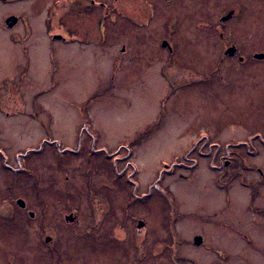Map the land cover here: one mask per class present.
<instances>
[{
  "label": "rangeland",
  "instance_id": "rangeland-1",
  "mask_svg": "<svg viewBox=\"0 0 264 264\" xmlns=\"http://www.w3.org/2000/svg\"><path fill=\"white\" fill-rule=\"evenodd\" d=\"M180 1L184 8L175 13L177 19L170 20L172 28L180 29L189 11L191 19L195 7L196 18L186 21L200 26L203 8L217 16L226 0ZM257 3L255 25L261 43L264 0ZM29 6L26 0L0 3V213H11L9 206L14 202L7 204L5 199L11 197L6 194L17 188L16 196L27 197L36 217L14 213L17 217L1 218L0 264H264V197L254 219L248 205L250 189L240 182L259 176L258 189L264 195L260 175L264 174V143L221 149L193 143L200 136L248 141L255 131L264 137V63L256 64L251 75L261 83L257 93L243 88L247 94L190 98L188 85L176 84L172 89L163 77L160 66L166 53L153 43V37L136 41L137 53L128 46V62L113 63L119 43L112 44L126 30L119 25L112 27L111 37L107 26L98 30V59L91 47L83 52L74 42L55 53L57 62H49L47 39L36 31L31 39L35 48H45L44 59L33 63L22 78L24 69L11 56L16 47L5 30V15L14 11L27 15ZM43 16L44 11L32 15L35 30L43 28L39 22ZM66 21L63 32L70 28L84 32V17L77 20L69 15ZM54 22L53 31L58 29ZM161 27L158 18L148 32L158 33ZM187 29L188 23L181 25L185 36ZM193 44L201 54L207 47L202 39ZM220 48L208 47L204 59L214 61ZM72 49L77 52L76 61L86 53L92 58L82 61L83 66L74 64ZM182 51L185 61L201 60L199 55L190 57V40ZM17 87L20 95L12 101L9 90ZM90 140L99 151H90ZM219 154L233 161L222 171L211 168L212 156ZM197 160L200 164L193 172ZM171 165L176 169L162 174ZM33 179L46 196L34 199ZM39 199H46L43 208L38 206ZM74 207L80 223L72 227L63 216ZM91 208L95 211L89 212ZM139 220L145 222L143 227H138ZM47 235L59 239L60 252L36 253L38 244L32 249L33 242ZM196 235L203 237L201 246L194 243ZM64 239L77 242L81 250L62 244ZM89 239H114L118 244L105 251L82 243ZM142 239H147V247Z\"/></svg>",
  "mask_w": 264,
  "mask_h": 264
},
{
  "label": "flooded vegetation",
  "instance_id": "flooded-vegetation-1",
  "mask_svg": "<svg viewBox=\"0 0 264 264\" xmlns=\"http://www.w3.org/2000/svg\"><path fill=\"white\" fill-rule=\"evenodd\" d=\"M21 0H0V3H18ZM30 2L29 11L26 14L19 13L17 11L11 12L5 15V30L10 31L11 42L15 45L16 49L11 50V56L14 60L16 66L20 67L23 70L24 78L27 69L33 67V63L40 64L41 63V51L40 47L35 48L34 41H32L31 37L34 33L41 32V35L46 37L47 39V57L49 58V62H57L55 53L57 51H62L63 48H66L68 45L77 42L78 48H80L83 52H85L89 47L93 49V54L95 59H98V47L100 44L99 38L97 36L98 30L103 31L107 26L108 37H111L112 27L125 26V36L116 40V43H113L114 47L117 43L118 46V54L115 56L113 63L115 65H120L128 62L125 58L128 46L130 48L131 53H137L135 42L142 41L143 36L153 37V43L158 44L157 46L161 49L163 53H166V59L164 63H162L161 71L163 77L167 79L168 83L172 85V89L175 88L176 84L188 85L189 95L191 97H213L215 96L218 99L234 97L238 94H247L248 91H243V88H250V93H257L259 88L258 80H255L251 75L252 73H256L257 67L256 64L264 63V41L259 43V30L255 25V17L257 14V0H226L222 3L225 6V9L221 11L217 16H212V12L209 9L204 8L199 13L200 18L199 23L200 26H194L193 23L190 24L188 20H194L196 18L197 12L195 7V14L190 19V11L186 15L185 19H183L181 25L183 26L185 23H188L187 35L183 34V30L178 28H172L169 26L170 20L177 19L175 13L178 12L183 5V1L180 0H26ZM202 3L210 2V0H200ZM190 2V1H189ZM188 2L187 8L190 7V3ZM158 8L159 14H158ZM41 21H39L43 28L34 27V22L32 15H39V13H43ZM164 12V15L162 14ZM165 11L168 12L165 15ZM36 13V14H35ZM30 15V16H28ZM74 16L77 20L79 18L84 17L85 28H82V31L68 29V32H63L61 28L66 27L67 25V17ZM15 16L17 21L11 27L6 24L7 18ZM159 18V24L162 22V29L157 33L155 29L153 30L155 33L148 32V27H152L153 24H156V21ZM95 20V29H94V21ZM110 20H113V23L110 24ZM254 20V25H253ZM55 21V27L58 29L51 28V22ZM192 22V21H191ZM38 25H40L38 23ZM191 25V28H190ZM40 27V26H39ZM128 29H127V28ZM81 30V29H80ZM96 30V31H95ZM140 31V32H137ZM198 31V32H196ZM191 32V33H190ZM196 32V33H194ZM93 33H96V36H93ZM43 37V38H44ZM158 38V39H157ZM204 42V45L207 47L204 48V53H200L198 51L193 42L196 41ZM112 40V38H111ZM190 40V48L191 53L190 57H197L199 55L201 60L190 59L184 60L183 51L179 52L184 43H188ZM158 41V43H157ZM31 42V43H30ZM192 42V43H191ZM221 45V50L217 55V58L214 61L205 60V56L207 55V48L209 47H218ZM89 46V47H88ZM110 46L108 43L104 47ZM234 49L230 51V49ZM43 51L45 53V48L43 47ZM23 56V63H20L19 58L21 57L20 53ZM60 53V52H59ZM76 51L71 50L70 60H74L73 63H78V65L83 66V62H87V57H91L90 53L82 54L81 58L76 61L77 56H75ZM259 55H262L259 57ZM10 56V57H11ZM61 56V54H60ZM75 59H74V58ZM84 58V59H82ZM157 58H159L157 56ZM11 59V60H12ZM44 61V60H43ZM83 61V62H82ZM19 63L21 65H19ZM54 64V63H53ZM77 65V64H76ZM56 67V63L54 64ZM53 66V67H54ZM16 84V83H15ZM21 84L20 82L17 83ZM23 84V83H22ZM21 84V85H22ZM264 85V84H263ZM264 89V87H263ZM14 91L13 88H10L9 99H15L20 95L19 87H17ZM263 94V93H262ZM2 97V96H1ZM14 97V98H13ZM172 96L168 97L170 100ZM166 98V97H165ZM163 98L162 104H165L167 101ZM2 99V98H1ZM7 99V98H5ZM13 101V100H12ZM264 104V100H262ZM11 105V103H10ZM8 107V106H6ZM4 109V108H2ZM8 109V108H7ZM6 115H9L10 112L8 110H2ZM163 118L162 116H158ZM157 120V119H156ZM257 125H260L259 123ZM152 131V130H151ZM218 132L222 131L217 130ZM215 129L210 130V134L214 137ZM251 137L248 141L243 139H204L205 137H198V139L194 140V147L202 144L203 146L210 145L211 147H228V146H241L248 145V143H253L254 141H261L264 143V137L259 134L258 131L250 134ZM90 151L97 152L99 149H96L93 140H90ZM221 149V148H219ZM194 150V149H193ZM89 151V152H90ZM130 151V150H129ZM202 153L203 157H207ZM220 153V151H219ZM96 156V155H95ZM94 156V157H95ZM110 157V154L106 155ZM211 159V168L214 170L222 171L230 167L233 161L230 159L229 155L219 154L212 156ZM218 160V162H217ZM200 164L199 160H197L194 164H192L193 172L197 164ZM176 169V165H171L169 167H165L163 169V173L172 172ZM86 171V170H85ZM236 174V173H235ZM193 175V173H192ZM261 180L264 179V174L260 173ZM233 178L231 177V180ZM235 179V178H234ZM241 184L245 185L248 189H250V214L255 219L254 213L259 212V207L262 206L264 195L259 191L258 185L262 183L259 182V176H253L252 178H245L240 180ZM36 180L33 179V186L31 190V194L34 199L39 196H46L44 190L36 187ZM16 189L10 188L8 191L12 193H7L6 195L10 196V199H5V202L13 201L14 203H10L9 213L8 215H3L0 213V224L2 223V219H6L9 215H14L12 218L17 217L19 213L22 215H28L31 218L36 217V212L31 209L30 203H28L27 197L25 195L16 196ZM19 190V189H18ZM24 190V189H23ZM27 190V189H26ZM66 191V190H65ZM44 200L39 199L38 206L44 207ZM36 202V200H35ZM259 202L260 205H259ZM31 203L34 204V200H31ZM257 207H256V206ZM259 205V207H258ZM34 206V205H33ZM37 207V206H36ZM38 208V207H37ZM75 208V207H74ZM44 210V209H43ZM253 210V212H252ZM89 212H94L92 208L88 210ZM2 212V211H0ZM17 216H15V214ZM27 213V214H26ZM73 215L74 219L69 220L67 217ZM2 218V219H1ZM65 219V223L69 226L74 227L80 223V218L78 216V210L75 208L69 211H65L63 216ZM96 223V222H94ZM93 227V226H90ZM54 232L55 229H53ZM110 231V228L109 230ZM108 233V232H107ZM197 236V235H196ZM195 236V237H196ZM202 237V236H201ZM50 238V239H47ZM203 239V237H202ZM59 239H52V236L47 235L45 239H41L40 241L32 243V249L34 250L35 244H38L36 248V253L39 254H49L53 253L54 250L60 252L62 248L60 247ZM72 240V239H67ZM67 244L73 251L81 250L77 242L75 241H64L62 244ZM82 243L92 244L95 249H98L101 246L102 250H111L117 245V242H114V239H106L102 241H96L89 239L88 241H84ZM203 243V242H202ZM142 244L147 247V239H142ZM202 245V244H201ZM200 245V246H201ZM61 248V249H60ZM66 249V248H65ZM114 250V249H113ZM70 251V250H69ZM62 253V252H61ZM67 254V253H65ZM70 254L72 252L70 251ZM68 255V254H67ZM264 255V253H263ZM260 263H263V258H261Z\"/></svg>",
  "mask_w": 264,
  "mask_h": 264
},
{
  "label": "water",
  "instance_id": "water-1",
  "mask_svg": "<svg viewBox=\"0 0 264 264\" xmlns=\"http://www.w3.org/2000/svg\"><path fill=\"white\" fill-rule=\"evenodd\" d=\"M16 21H17V18H16L15 16H11V17L7 18V20H6V24H7L9 27H11V26H13V25L15 24ZM233 50H234L233 48L230 49V51H233ZM261 56H262V55H259V57H261ZM167 167H168V166H167ZM71 216H73V215H70V216H68L67 218H68L69 220L74 219V217H71ZM144 224H145V222H144L143 220H139V221H138V227H143ZM47 239H50V238H47ZM202 242H203V239H202L201 236H196V238L194 239V243H195L196 245H201Z\"/></svg>",
  "mask_w": 264,
  "mask_h": 264
},
{
  "label": "bare ground",
  "instance_id": "bare-ground-1",
  "mask_svg": "<svg viewBox=\"0 0 264 264\" xmlns=\"http://www.w3.org/2000/svg\"><path fill=\"white\" fill-rule=\"evenodd\" d=\"M41 54H42V58L44 59V51H43V47L40 49ZM44 69V65L41 67V71H43Z\"/></svg>",
  "mask_w": 264,
  "mask_h": 264
}]
</instances>
